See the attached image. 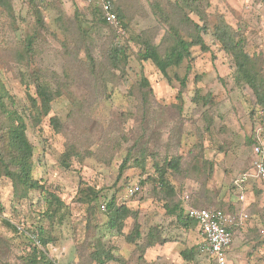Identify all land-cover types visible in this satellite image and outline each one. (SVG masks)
Segmentation results:
<instances>
[{"label":"rangeland","instance_id":"1","mask_svg":"<svg viewBox=\"0 0 264 264\" xmlns=\"http://www.w3.org/2000/svg\"><path fill=\"white\" fill-rule=\"evenodd\" d=\"M112 1L120 14L117 25L102 22L97 5L85 0H11L13 16L0 7V79L15 100L12 106L25 112L28 91L34 94L35 88L27 89L21 74L30 83L33 69L60 89L38 126L28 116L26 122L33 175L66 204L61 218L58 212L49 219L47 192L20 198L13 181L1 176L0 264H43L26 234L6 220L40 235L42 228L52 238L45 250L62 264H216L197 250L195 226H183L168 212L171 202L154 163L176 157L180 169L169 170L168 177L183 212L195 206L236 213L246 206L249 218L237 226L228 264H264V189L250 180L240 203L234 183L251 174L253 143L264 139V108L249 85L236 83L234 59L214 33L218 23L231 25L245 39V50L261 58L264 72V0ZM172 26L188 38L200 34L205 46H193L168 78L151 60L139 58L140 45L130 38L147 34L164 52ZM29 35H36L37 57L28 66L17 50ZM117 46L125 48L120 61L111 58ZM1 111L0 106V148L8 128ZM55 116L59 130L51 123ZM72 145L78 154L66 167L62 158ZM136 184L140 190L128 196ZM90 187L99 193L92 202ZM113 196L138 211L123 234L108 228L101 209ZM136 221L141 236L129 242L125 235ZM152 238L176 249L148 262L144 255ZM177 248L193 249L192 258L185 260Z\"/></svg>","mask_w":264,"mask_h":264},{"label":"trees","instance_id":"2","mask_svg":"<svg viewBox=\"0 0 264 264\" xmlns=\"http://www.w3.org/2000/svg\"><path fill=\"white\" fill-rule=\"evenodd\" d=\"M111 2L113 4L112 0ZM185 2L190 4L189 0H185ZM0 7L3 8V10L8 14L13 16L14 9L11 0H0ZM95 10L99 12L102 22L110 24L102 17V7L100 5H97ZM113 10L116 12L119 19L120 14H118L114 4ZM194 24L197 28H204V26L201 27L199 23ZM173 27L174 26L171 27L170 31L171 35L169 37V45L166 47L164 52L161 50L158 44H155L153 40L148 37L147 34L139 33L138 35L130 38L131 41H134L140 45L138 55L139 58L141 60H151L161 71V73L168 78L169 69L173 66H180L184 60L191 55V48L193 46L200 45L203 48L205 46L204 39L200 34L188 38L178 32L175 27ZM214 33L222 47L227 52H229L234 59V79L236 83L249 85L258 97V101L262 103L264 108V72L261 67V58L245 50V39H243L240 36L241 34L236 32L227 22L218 23L214 28ZM35 42L36 35H29L25 37L24 41L22 42V47L17 50V58L20 59V61H22L25 65H34L37 57ZM120 54H125V48L123 46H117L112 51L111 58L115 61H120ZM21 76L22 81L25 82L27 89L31 85H33L35 88L34 94H31L28 91L29 104L25 106V112L20 111L18 108L12 106L15 103V100L10 95L0 79L1 112L8 119V128L1 139L2 146L0 148V177L6 176L13 181L15 193L20 198L26 197L28 193L33 190L41 191L43 193L47 192L46 198H44L47 205V216L49 219H52L53 214L59 212L61 218L63 216L62 214H64V209L66 208L65 202L56 193L48 192L45 184H43L33 175L34 146L27 135L26 122V117L28 116L30 119H32L33 125L38 126L43 121V119L49 115L54 99L60 94V89L55 88L51 81H49L38 68L35 70L33 69L30 77V83L26 82V75L24 73H22ZM5 98H7L9 102L6 101ZM50 119L53 126L59 130L61 124L59 119L56 116L51 117ZM257 141L258 138L253 143V145ZM76 154H78V152L75 150V146L72 145L68 147L67 153H65L62 158L63 165L69 167L72 162V156ZM138 163L139 165H142V162ZM154 166L155 171L158 174L157 180L160 185V189L163 190L167 200L171 202V205L167 206L168 212L172 216H175L178 222L182 223L183 226H189L190 224L196 226V221L190 218L186 212H183L180 202L174 201L177 192L175 186L168 177L169 170L179 171L180 158L176 157L170 160H165L162 164L158 161H155ZM143 168H145V166H143ZM20 190L21 192L19 193ZM84 191L85 190L82 189L81 193H83V195H87V193ZM89 191L92 196L87 200L88 202H92L99 197L98 191H95L94 188L90 187ZM87 201L85 200V202ZM101 207H103L101 209L107 216L108 228L115 230L119 234H123L126 221L129 218L136 219L138 217V211L132 209L126 203H119L115 196L105 201ZM5 223L12 227L15 231H18L17 227L13 223L9 222L8 220H6ZM139 228V223L136 221L134 229L135 232L133 231L134 233L131 232L125 235L127 241L137 243L136 238L141 236ZM41 235L43 245L46 247L52 238H47L42 228ZM156 240L157 239L153 238L149 239L147 247L154 246L155 243H162L163 241L162 240L160 242V239H158V241ZM95 253L98 254V251L96 250ZM33 255L35 259L41 260L43 264H55V259H58V257H53L54 259H52L46 252L38 249L35 246H33ZM181 255L184 259H191L193 256V249H184L181 251ZM107 257H109L108 254Z\"/></svg>","mask_w":264,"mask_h":264},{"label":"built area","instance_id":"3","mask_svg":"<svg viewBox=\"0 0 264 264\" xmlns=\"http://www.w3.org/2000/svg\"><path fill=\"white\" fill-rule=\"evenodd\" d=\"M87 3L100 5L102 7V17L110 24L117 25L119 23L118 16L113 10L111 0H85ZM264 45V37H263ZM253 161L252 166L255 176L261 181L264 187V139L258 137V141L252 147ZM248 179L247 174H243L235 181L236 186L240 188L238 200L244 201V181ZM140 190L138 184L128 188L127 195L132 196ZM186 214L194 219L197 223L200 241L197 243V250L200 252L208 253L216 264H228V248L233 241V233L231 227L241 224L249 217L245 211L241 213L227 212L221 208H197L189 207L186 209ZM263 231H264V215L262 218ZM15 226L21 233H25L30 239L33 246L46 252L43 245L40 233L28 231L20 223H15ZM55 251L56 249H52ZM52 259L53 256L49 255ZM55 264H62L59 259H55Z\"/></svg>","mask_w":264,"mask_h":264},{"label":"crops","instance_id":"4","mask_svg":"<svg viewBox=\"0 0 264 264\" xmlns=\"http://www.w3.org/2000/svg\"><path fill=\"white\" fill-rule=\"evenodd\" d=\"M243 174H247L248 175V179L246 180V181H244V194H245V188H246V185L248 184V182L251 180V181H253V182H255V183H257L261 188H263L264 189V187H263V185H262V183H261V181L255 176V174H254V169L252 168V171H251V174H249L248 172H246V173H243ZM242 174V175H243ZM241 176V175H240ZM240 178V177H239ZM239 178H237L235 181H237ZM252 178V179H251ZM250 181V182H251ZM235 183V182H234ZM235 186H236V183H235ZM236 188H237V190H238V193L240 194V188L239 187H237L236 186ZM247 193V192H246ZM239 194H238V197H239ZM245 196H246V194H245ZM237 201L238 202H240V203H244L245 201H246V198H245V200L244 201H240V200H238V198H237ZM243 211H245V212H247L248 213V210L246 209V206H244V205H242V207L240 208V207H238V210H237V212L238 213H241V212H243ZM249 214V213H248ZM263 215H264V213H263ZM263 215H262V218H263ZM249 218V217H248ZM247 218V219H248ZM246 219V220H247ZM245 221V220H244ZM243 221V222H244ZM242 222V223H243ZM241 223V224H242ZM237 226L238 225H234V226H232L231 227V231H232V233H233V240H234V234H235V232H236V229H237ZM195 228H196V232H197V235L199 236V238H200V235H199V231H198V227H197V224H196V226H195ZM261 229L263 230V224L261 223ZM197 236V237H198ZM232 243H233V241H232ZM232 245V244H231ZM231 245H230V247H231ZM230 247L228 248V252H229V250H230ZM176 249L175 247H174V245H169V243L168 242H166V243H163V244H157V245H154V246H151V247H148L147 248V250H146V252H145V255H144V257H145V259L148 261V262H152L153 260H154V257L155 256H157V255H162V256H165L166 254H167V252H168V250H171V249ZM172 249V250H173ZM177 254L179 255H181V249L180 248H177ZM172 255V254H171ZM169 256H170V254H169ZM182 256V255H181ZM183 257V256H182ZM186 260V259H185Z\"/></svg>","mask_w":264,"mask_h":264}]
</instances>
